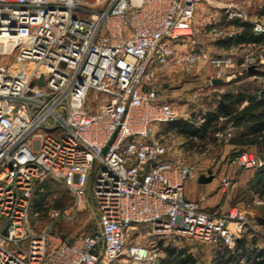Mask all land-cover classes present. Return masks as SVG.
Listing matches in <instances>:
<instances>
[{"label": "built area", "instance_id": "2783aa9c", "mask_svg": "<svg viewBox=\"0 0 264 264\" xmlns=\"http://www.w3.org/2000/svg\"><path fill=\"white\" fill-rule=\"evenodd\" d=\"M208 1L0 0V264L152 263L167 237L229 248L251 229L264 237L248 204L220 211L187 199L196 166L158 131L179 117L160 73L208 59L222 64L217 76H237L231 56L198 47L197 7ZM223 8L226 20L245 19L240 3ZM250 24L264 33L262 19ZM207 34L225 36L216 25ZM263 63L264 45L239 55L246 72ZM236 159L262 165L248 149ZM46 182L64 185L76 206L89 188L97 225L71 238L34 232L31 203Z\"/></svg>", "mask_w": 264, "mask_h": 264}, {"label": "rangeland", "instance_id": "374dc122", "mask_svg": "<svg viewBox=\"0 0 264 264\" xmlns=\"http://www.w3.org/2000/svg\"><path fill=\"white\" fill-rule=\"evenodd\" d=\"M230 1L242 5L246 13L245 19L226 20L223 7ZM257 19L264 21V0H209L208 2L200 3L197 7L194 26L196 28L200 26L203 29V31L200 30L196 37L198 47L203 49L211 57L231 56L234 59H238L240 53H246L251 49L259 51V48L264 44L256 42L241 43L239 45L233 44L231 45L233 47L225 50L220 49L217 45L219 40L231 37L229 34L234 35L240 32L242 30V26L239 25L240 23L246 22L250 24V22ZM214 21L218 22L215 23ZM213 25L220 27L224 31L225 36L223 38L207 34V31ZM234 52H239V54H235ZM220 67H222V64L216 66L206 59L200 61L192 70L172 69L171 67L166 72L160 73L157 77L158 88L165 97L174 102V106L179 113L178 120L192 121L198 125L203 120L205 113L215 108L216 98L219 93L227 90L236 92L246 85L250 86V90L255 86L264 87V75H246L243 68L236 63V60L232 67L226 69L230 73L236 72L237 76L235 79L226 80V76H217L216 74ZM257 70L264 71V63ZM253 72L255 71H251V73ZM173 125L161 126L158 131L165 135V142L174 146V148H178L180 157L185 162L193 163L196 166L198 173H206L209 169L221 170L223 176L225 178L227 177L228 180L236 178L242 180L234 188L233 192L229 193L228 198L227 193L224 192L223 201H228L226 210L218 206L216 208L220 209V211H229L234 210L235 206L239 203L242 208H245L246 204H248L250 207L247 211L250 212L249 215L252 224L257 229H264V198H261L263 203H254L252 193L248 188V184L255 177V171L258 168L246 169L238 164L236 157L242 148L235 147L229 143V138L233 130L228 138H220L215 133L213 140L209 139L204 143L197 137L191 139L185 135L177 134V128ZM247 149L254 154L257 153L254 147ZM90 194L91 191L88 188L85 197L76 206L74 199L69 195L64 185L52 183L42 204L36 210L32 209L30 212L29 224L32 230L39 233L46 228L50 232L59 233L67 238H71L82 231L87 232L92 230L97 225V213ZM54 209H59L60 215L52 221L50 213ZM249 232L250 235H245L247 250L244 253L240 252L241 256L238 260H231L228 264H258L260 261H263L260 264H264V241L255 230L251 229ZM160 241H162L163 246L171 245L176 247H179L178 245H180L181 241L183 243L187 242V240H178L171 237L161 239ZM143 242H146L145 238ZM190 242H193L195 244L194 246L201 249L196 250L198 251L196 256L199 264H212L209 259L215 258L214 255L216 252L214 251L216 249H207L208 247H200L197 244L198 242ZM228 249L237 253V251L235 252V243ZM252 250L261 252L260 256L258 258L251 256ZM237 254L239 255V253ZM140 264H149V262Z\"/></svg>", "mask_w": 264, "mask_h": 264}, {"label": "trees", "instance_id": "16d2710c", "mask_svg": "<svg viewBox=\"0 0 264 264\" xmlns=\"http://www.w3.org/2000/svg\"><path fill=\"white\" fill-rule=\"evenodd\" d=\"M239 25L242 26V30L224 39L223 43L225 45L250 42L264 44V33H255L251 24L246 22ZM244 73L246 75H264V71L261 70L253 73L244 70ZM228 125L233 128L229 143L235 147H241L239 153L247 148L254 147L256 149L257 153L255 155L261 159L262 165L255 171V177L248 184V188L252 193L264 196V87L255 86L250 90V86L246 85L236 92L227 90L219 93L215 108L207 111L198 125L192 121L177 120L173 126L177 128L179 134L191 139L197 137L206 143L205 141L213 140L215 138L214 134L224 130ZM51 184V182H46L45 191L35 193L30 212L32 209L36 210L42 204ZM218 246L219 249L215 251V259L212 264H228L231 260H238L241 256L240 252L244 253L247 250V241L245 236L235 241V252L237 251L239 255L222 244ZM164 251V258L156 264H195V258L190 252L172 246L164 247ZM260 254L259 251H251V256L255 258H258ZM262 262L260 261L258 264Z\"/></svg>", "mask_w": 264, "mask_h": 264}, {"label": "crops", "instance_id": "0c3cea01", "mask_svg": "<svg viewBox=\"0 0 264 264\" xmlns=\"http://www.w3.org/2000/svg\"><path fill=\"white\" fill-rule=\"evenodd\" d=\"M217 43H218L217 45L222 50L229 49L230 47H233V46H231L233 44L225 45L223 43V40H219ZM237 44L239 45L241 43H237ZM242 44H244V43H242ZM233 59L234 58H232V65H234L235 60H236V63L238 64L239 58L234 59V60ZM173 104H174V102H173ZM199 120H202V119H199ZM176 133L179 134L178 132H176ZM181 135H183V134H181ZM209 170H211V172H212V179L208 182H200L199 181L200 176L201 175L208 176ZM209 170H207L206 173H202V172L198 173L197 169H196V172L194 173V175L189 177L188 179H186L185 188H184V196L189 200L198 202L199 205L203 209H217L216 207L218 206V207H221L223 210H226V205H227L228 201H225V200L223 201L224 192L227 193V198H228L230 195L229 193L233 192L234 188H236V186H238L242 182V180L240 178L230 180L231 182L234 183V186L232 188L225 189L221 184V180L224 177L221 170L220 171L212 170V169H209ZM227 191H229V192H227ZM250 192H251V190H250ZM252 198L253 199L264 198V196H258L257 194L252 193ZM236 206L241 208L240 203L237 204ZM245 235H250V232L245 234ZM261 239L264 241L263 237H261ZM197 244L200 247H203V246L208 247L207 249H211V248H212V250H215V249L218 250L219 249L218 245L212 246V245L205 244V243H197ZM194 245L195 244L193 242H190L189 240H187V242H185V243H183L181 241L180 245H178L179 247H176V246H172V247H175L177 249H182L186 252H190L193 255V257L195 258V264H199V260L197 259V256H196L197 255L196 253H198V251H196V250H198L199 248L197 246H194ZM167 246H171V245L163 246L162 241L158 242V247H159L160 252H161V257L158 260L153 261L152 263L156 264V263L160 262V260L162 258H164V255H165L164 247H167ZM227 248H229V247H227ZM199 250H201V249H199ZM214 259L215 258L213 257L212 259H209V261L211 263H213Z\"/></svg>", "mask_w": 264, "mask_h": 264}, {"label": "water", "instance_id": "95a60500", "mask_svg": "<svg viewBox=\"0 0 264 264\" xmlns=\"http://www.w3.org/2000/svg\"><path fill=\"white\" fill-rule=\"evenodd\" d=\"M250 70H252V67H250ZM253 71V70H252ZM43 82V78L40 77L39 80H38V83L41 84ZM105 152V149H103V153ZM212 179V172L211 170L208 171V176L206 175H201L200 178H199V181L200 182H208Z\"/></svg>", "mask_w": 264, "mask_h": 264}]
</instances>
